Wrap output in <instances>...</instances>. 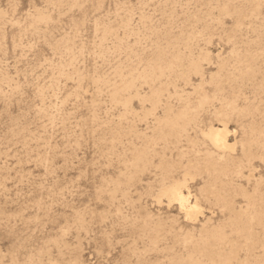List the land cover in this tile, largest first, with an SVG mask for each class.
Instances as JSON below:
<instances>
[{"label":"rangeland","instance_id":"1","mask_svg":"<svg viewBox=\"0 0 264 264\" xmlns=\"http://www.w3.org/2000/svg\"><path fill=\"white\" fill-rule=\"evenodd\" d=\"M0 264H264V0H0Z\"/></svg>","mask_w":264,"mask_h":264},{"label":"bare ground","instance_id":"2","mask_svg":"<svg viewBox=\"0 0 264 264\" xmlns=\"http://www.w3.org/2000/svg\"><path fill=\"white\" fill-rule=\"evenodd\" d=\"M213 134H214V136L217 138V139H220V138H218V137H220V134H221V131H218V130H215V131H211ZM223 135V134H222ZM224 136V135H223ZM225 139V138H224ZM221 140V139H220ZM180 193H182V192H180ZM177 194V193H176ZM177 195H180L179 193L177 194ZM186 197V196H185ZM178 198H180L179 200H183V202H185V198L182 196V195H180V196H178ZM187 200V199H186ZM187 202V201H186ZM189 204H190V202H188ZM180 204H181V202H180ZM192 205V204H191ZM186 206V205H185ZM193 206V205H192ZM192 206H190L191 208H192ZM187 207V206H186Z\"/></svg>","mask_w":264,"mask_h":264}]
</instances>
